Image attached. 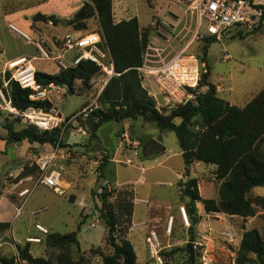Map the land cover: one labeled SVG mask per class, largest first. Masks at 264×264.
Wrapping results in <instances>:
<instances>
[{
    "label": "rangeland",
    "instance_id": "1",
    "mask_svg": "<svg viewBox=\"0 0 264 264\" xmlns=\"http://www.w3.org/2000/svg\"><path fill=\"white\" fill-rule=\"evenodd\" d=\"M250 2L263 4L264 0ZM192 3L193 0H113L112 11L114 20L135 16L142 30L149 28L147 53L156 54L158 58L171 56L184 49L186 54L195 56L199 68L203 66L199 58L206 45L205 37L200 36V32L205 30V23L198 26L196 15L191 9ZM85 6L93 9L89 0H0L2 87L6 86L4 73L7 71L9 77L13 74L8 66L23 62L16 57L34 58L30 63L35 70L42 72L54 73L59 69L55 61L38 58L39 53L33 43L13 34L9 30V23L26 32L33 27L38 29L42 34L40 37L50 44L53 36L61 35L66 30L74 34L79 32L60 19L69 22L77 9ZM37 12L56 16V24L59 26L54 27L56 24L51 21L32 20ZM85 20L86 28L81 29L83 33L100 32L95 14ZM64 26L65 30L62 29ZM240 34L232 28L223 32L220 39L207 44L206 62L209 65L208 80L215 84L216 95L242 107L264 86V19L258 30H241ZM56 52L59 51L53 50V54ZM79 52L77 49L67 50L63 52L61 60L71 64ZM14 60L18 62L9 65ZM106 77L103 70L94 74L89 89H85L76 80L71 93L64 87L49 85L35 89L27 86L32 90L31 99L50 102L48 110L40 109L43 114L52 117L51 122L56 124L53 128H58L56 144L29 143L27 140L6 142L3 137L7 133L8 124L18 130L29 125L30 119L24 114L14 115L5 110L0 94V214L5 211L4 217L0 215V220L9 219L14 212L16 215L12 218L11 233L9 229L0 231V256L12 255L15 245L11 238L14 243L23 244L28 235H41L34 227L35 223H39L50 232L76 231L84 264H102V258L95 249L99 247L107 253L112 252L106 242L107 229L99 212V186L106 184L112 192L109 197L111 202H119L121 205L126 198L125 192L132 194L130 222L124 223L123 215L118 230L137 250L138 264L155 263L148 247V238L152 232L158 242L153 249L163 264H235L241 231L255 228L264 238V186H255L248 193L255 210L253 216L207 213L202 203H199V213H195L197 222L192 225V219L185 208L189 225H184L179 215V206L184 205L180 201L188 198L180 193V182H184L187 176L184 169L180 171L184 164L173 131H160L153 122L128 118L103 123L96 132L97 136L90 137V129L86 124L90 111L83 112L75 118L76 121L70 120L73 114L89 104L92 109L99 107L96 99L105 86ZM141 85L154 98L156 107L161 108L159 103L163 95L153 79L141 76ZM2 87L0 93L6 97ZM195 89L201 92L206 88ZM39 91L43 92L42 95H36ZM58 113L61 115L58 116ZM122 133L128 135L130 144L125 142ZM160 145L164 147L161 153L164 155L155 160L153 156L149 157ZM52 151L54 162L51 165L61 171L59 188L54 190L40 183L30 196L20 195V191L32 186L39 176V159ZM125 158H130L131 163H125ZM102 161L105 163L106 178L98 179V165ZM215 169V165L202 161L191 163L188 167V178H196L202 198H218L220 180L216 178ZM12 203L18 210L10 206ZM19 209H22L21 214ZM81 219L83 222L79 225ZM6 242L10 243V247ZM30 252L34 256L45 257L61 251L43 247L41 243H31ZM64 252L75 257L73 246L67 247ZM249 258L255 257L251 254ZM15 264L28 263L17 261Z\"/></svg>",
    "mask_w": 264,
    "mask_h": 264
},
{
    "label": "trees",
    "instance_id": "2",
    "mask_svg": "<svg viewBox=\"0 0 264 264\" xmlns=\"http://www.w3.org/2000/svg\"><path fill=\"white\" fill-rule=\"evenodd\" d=\"M89 1L95 10L98 26L108 46L116 73L109 78L98 94L96 100L99 107L92 109L87 116L86 124L90 129V137L97 136L96 132L103 123L119 122L128 118H141L145 122H153L160 131H173L181 151L184 174H189L188 167L191 163L202 161L216 166L215 175L220 180L217 199L202 198L195 177L180 182L181 194L189 199L184 207L192 219V225L197 222L196 201L202 202L207 213L253 216L255 210L248 193L255 186H264V86L243 107L230 104L217 96L215 84L208 80L209 65L206 62L207 46L216 38L206 37V45L199 58V63L203 66L199 67L197 85V88L206 89L197 92L193 101L177 104L170 110L157 108L154 98L141 85V75L137 70L143 62V54L149 43V28L140 29L135 16L114 22L113 0ZM250 3L260 10L257 26L253 29L256 31L262 27L264 3ZM80 15L81 12L69 19L68 24L75 30L86 28V20ZM32 20L51 21L56 24L58 18L37 12L32 16ZM238 33L240 34L241 30H238ZM98 71L99 67L96 64L81 59L75 65L60 68L54 73L35 70L34 79L40 86L53 85L70 90H73L74 82L79 80L85 89H89L91 77ZM4 80L7 81L6 86L2 87L0 78V87L17 110L24 111L29 107L48 110L51 107L48 100L31 99L32 90L21 87L17 81L9 79L7 71L4 73ZM175 119L179 121L176 122ZM6 131L3 138L8 143L27 140L29 143L56 144L59 138L58 128L40 130L31 124L18 130H14L8 124ZM163 150V146L160 145L152 155L157 156L163 153ZM103 161L98 165V179L106 178ZM99 188L100 217L105 223L106 242L112 248V252L107 253L99 247L95 252L102 258V264H138L132 243L118 230L123 215H125L123 222L126 224L130 222L132 194L125 192L126 198L120 205L119 202L109 201L112 192L106 184ZM262 216L264 217V214ZM82 222L83 219L78 224ZM8 228V221H0V231ZM44 243L47 248L59 249L61 252L54 256H34L30 252L29 241L23 245L15 243L16 253L9 257L0 256V264H15L17 261H25L28 264H84L76 231L47 233ZM69 246L74 247L75 257L64 252ZM251 254L254 255V259L249 258ZM248 262L264 264V238L255 228L246 229L241 233L235 264Z\"/></svg>",
    "mask_w": 264,
    "mask_h": 264
},
{
    "label": "built area",
    "instance_id": "3",
    "mask_svg": "<svg viewBox=\"0 0 264 264\" xmlns=\"http://www.w3.org/2000/svg\"><path fill=\"white\" fill-rule=\"evenodd\" d=\"M191 9L196 15L198 26L200 27L202 22L205 23V30L200 32V36L205 38L215 37L216 39H220L223 32L232 28L251 31L257 26L260 16V10L253 7L248 0H193ZM162 23L167 25L164 22ZM8 27L13 34L33 43L39 53L38 58L53 60L59 68L75 65L81 59H86L99 67L98 72L102 70L106 72L107 77L104 85L111 76L116 75L108 46L101 31L99 33H83L81 30H76L79 31L76 34L67 31L61 35L53 36L50 44H48L40 37L42 34L39 30L34 27L29 32L19 29L12 23H9ZM197 35L198 33H196ZM148 46L149 43L143 54V62L137 67V70L141 76L153 79L157 85L163 95V100L159 105L170 110L177 104L193 101L197 93L195 88L198 85L199 79V68L195 56L186 54L185 50L182 49L171 56L165 55L156 58V54L147 53ZM71 49H77L80 52L71 64H66L61 60L64 57L63 52ZM53 50L59 52L53 54ZM18 59L23 60V62L15 66H8L13 70V74H11L9 79L17 81L21 87H27L29 86L30 78L35 81V68L28 70L27 66V63L31 62L34 58L21 56ZM12 63H9V65ZM38 88H40L39 84ZM0 94L2 95V105L5 110L14 115H26L30 119L29 124L36 126L38 129H50L56 125L51 122L53 120L51 119L52 117L48 114H43L40 108L29 107L24 110L25 112L19 111L12 106L7 97H4L2 93ZM91 110L92 108L89 104L84 109L73 114L70 120L80 117L83 112ZM121 135L127 144L131 143L126 133H122ZM53 162L54 151L39 159V176L32 186L22 189L20 195H30L35 186L40 183L57 190L61 181V171L51 165ZM124 162L130 164L131 159L125 158ZM179 215L183 224L188 226V215L184 205L179 206ZM169 228L170 225L168 226ZM148 240L149 253L155 259L154 264H163L161 257L153 249L158 245L154 232L151 233Z\"/></svg>",
    "mask_w": 264,
    "mask_h": 264
},
{
    "label": "crops",
    "instance_id": "4",
    "mask_svg": "<svg viewBox=\"0 0 264 264\" xmlns=\"http://www.w3.org/2000/svg\"><path fill=\"white\" fill-rule=\"evenodd\" d=\"M77 8H79V7H77ZM84 9V7H82V8H79V9H77V11L76 12H82V10ZM112 9H113V6H112ZM81 10V11H80ZM112 13H113V11H112ZM130 18V17H129ZM61 20V19H60ZM113 20H114V17H113ZM120 20H122V19H120V18H118L117 20H114V22H118V21H120ZM36 22H40V21H36ZM53 25V24H52ZM54 27H58L59 25H53ZM36 27H37V25H36ZM63 30H65L66 28H65V26L62 28ZM141 29V28H140ZM68 30H66V31H64L63 33H65V32H67ZM62 33V34H63ZM21 57V56H20ZM16 58H18V57H16ZM14 64H16L18 61L17 60H14V61H12ZM11 62V63H12ZM60 69V68H59ZM59 69H57L55 72H57ZM51 86H53V85H51ZM231 104V103H230ZM245 105V104H244ZM243 105V106H244ZM237 106V105H236ZM242 106V107H243ZM239 107V106H238ZM151 141H155V139L154 140H151ZM157 142V141H156ZM164 148V147H163ZM162 155H164V154H162ZM161 154L160 155H157V156H153V155H151V156H149V157H152L153 156V159L155 160V159H157V158H159L160 156H162ZM180 156H181V151H180ZM166 158H167V156H166ZM193 163H195V162H193ZM184 167H182L181 169H180V171L183 169ZM178 175V173L176 172V176ZM190 174H188V175H186L187 176V178H188V176H189ZM191 177V176H190ZM34 190V189H33ZM180 193H181V191H180ZM31 195V194H30ZM29 195V196H30ZM28 196V197H29ZM185 196V195H184ZM187 197V196H186ZM188 198V197H187ZM145 200V199H144ZM26 201H27V199H26ZM25 201V202H26ZM148 201V200H147ZM189 201V199H183L182 201H180L181 202V204H186L187 202ZM199 203H202L201 201H196L195 202V205H196V212L198 211V213H199ZM25 205V203L23 204V206ZM14 210H18V208H16V205L15 204H11L10 205ZM22 206V207H23ZM21 210L22 209H19V213L21 212ZM5 212V211H4ZM3 212V214H0V215H2V217H4V213ZM216 213H218V212H216ZM21 214V213H20ZM19 214V215H20ZM220 214H224V213H220ZM16 215H15V212H14V214H13V216L12 217H9V219H5V220H2V221H8L9 222V230H10V233H11V229H12V221H13V217H15ZM4 219V218H3ZM1 221V220H0ZM136 222H140V221H136ZM132 223H134L135 224V222H133L132 221ZM34 227H35V229L37 230V233H40L41 235H38V234H35V235H28L27 237H25V240L26 241H29L30 242V248H31V243H37V244H42V246L43 247H45V243H44V239H45V236H46V234L47 233H50V231L48 230V228H46L45 226H43V225H41V224H39V223H35L34 224ZM44 230V231H43ZM243 231H241V233H242ZM240 238H241V234L239 235V238H238V241L240 240ZM30 239H36L35 241H31ZM11 241H12V243H13V245L15 244L14 243V241H13V238H11ZM25 241V242H26ZM24 242V243H25ZM8 245H9V247H10V243L9 242H6ZM23 243V244H24ZM23 244H21V245H23ZM132 246H133V248H134V251H135V253H136V258H137V256H138V254H137V250L135 249V247H134V245L132 244ZM16 253V251H15V248H13V251L11 252V254L12 255H14ZM12 255H10V256H12ZM45 257H46V255H45ZM25 262V261H24Z\"/></svg>",
    "mask_w": 264,
    "mask_h": 264
},
{
    "label": "water",
    "instance_id": "5",
    "mask_svg": "<svg viewBox=\"0 0 264 264\" xmlns=\"http://www.w3.org/2000/svg\"><path fill=\"white\" fill-rule=\"evenodd\" d=\"M81 11V10H80ZM79 13V11L78 12H76L75 13V15L76 14H78ZM96 15V13L94 12V10L90 7V6H85L84 7V9L82 10V12H81V15H80V17L81 18H84V19H87V18H90V17H92L93 15ZM52 16H54V15H52ZM65 24H68V20L67 19H61ZM39 87H40V85H39ZM69 91H70V93L72 92L70 89H68ZM36 95H41L39 92L38 93H36ZM61 114L60 113H58V116H60Z\"/></svg>",
    "mask_w": 264,
    "mask_h": 264
},
{
    "label": "bare ground",
    "instance_id": "6",
    "mask_svg": "<svg viewBox=\"0 0 264 264\" xmlns=\"http://www.w3.org/2000/svg\"><path fill=\"white\" fill-rule=\"evenodd\" d=\"M27 66H28V70H32L34 68L33 65L30 62L27 63ZM28 85L31 86V87H33V88H35V89L38 88V85L36 84L35 81L32 80V78H30V82H29ZM39 93L42 95L43 92L42 91H39ZM30 240L31 241H35L36 239H30Z\"/></svg>",
    "mask_w": 264,
    "mask_h": 264
}]
</instances>
